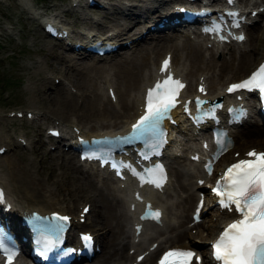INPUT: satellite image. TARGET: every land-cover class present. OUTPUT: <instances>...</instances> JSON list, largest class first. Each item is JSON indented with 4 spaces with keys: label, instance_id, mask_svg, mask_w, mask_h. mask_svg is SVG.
Wrapping results in <instances>:
<instances>
[{
    "label": "bare ground",
    "instance_id": "bare-ground-1",
    "mask_svg": "<svg viewBox=\"0 0 264 264\" xmlns=\"http://www.w3.org/2000/svg\"><path fill=\"white\" fill-rule=\"evenodd\" d=\"M167 3V0H165ZM127 26H124L122 30L127 31L128 27L130 29V25H132V19L129 17L127 13L121 14ZM117 17L116 15H112ZM134 20V19H133ZM115 21V20H114ZM119 23V21H116ZM133 26V25H132ZM251 27V25L249 26ZM253 31V32H252ZM247 32V36L249 35V39L252 40V44L250 48L243 49L242 51H238L237 54L231 53L229 60L225 61L222 60L221 63L217 65V69L219 71V75L217 77L210 76L209 85L215 86L216 82H222L226 79L234 78V74L241 70L245 65L252 62L257 58V53L264 52V31H256L252 30ZM254 33V34H253ZM261 40V41H260ZM169 42V41H168ZM160 46H167V43L162 42L159 44ZM171 47L174 51V60L175 62H186V75L190 77L191 74H194L198 69L201 68H210L213 64L212 58H202L201 53L199 51V46L191 44L190 42H184L180 46L175 44ZM151 49L148 47H141V49H137V53L124 55L116 63H113L114 70L109 71L104 66L102 67L100 62L97 64L94 62L90 65V67L85 70L84 62L87 60L82 59L76 61L77 66L75 67L76 74L78 75V82L82 85L90 86V82L88 79H85L86 72L88 70L93 69L95 67V71H97L96 78L94 79L95 84L94 87H97V95L94 96H84L82 100V104L76 105L75 100H73V94L71 92L65 91V89H57L53 93L46 94L45 91L44 95L47 97V102L53 107L48 106V111L50 113L58 114L56 117L63 115L68 112H77L83 117L94 116L93 118L95 122L98 123L90 125L89 127H81V132L85 134H89L91 132H97L101 128H106L107 130H113L120 126L121 124L125 123L134 113V96L132 99V95L135 92L136 85L141 78L140 72L145 68L146 61L145 58ZM185 50V51H184ZM57 55V54H56ZM60 56V55H59ZM259 56V55H258ZM64 57V55H62ZM67 58V57H66ZM144 58V62L141 60ZM182 58V59H181ZM54 61V60H53ZM84 61V62H82ZM78 66H82L80 70ZM53 68V67H52ZM67 75H71L73 70L70 68H60ZM54 70V69H53ZM212 71V68L210 69ZM74 73V72H73ZM117 77L113 78L114 88L117 92L119 97V108L113 107L110 103H102L100 102L101 95L100 92L102 91L101 86L98 84V75H114ZM69 75V76H70ZM221 79V80H220ZM63 88V87H62ZM94 90V89H93ZM49 95V96H48ZM90 97V98H89ZM76 98V95H75ZM44 101V100H43ZM74 101V102H72ZM107 102V101H106ZM100 105V106H99ZM67 111V112H66ZM63 113V114H59ZM107 117V120H102L100 117ZM79 120V119H78ZM82 120V119H81ZM64 121V120H63ZM87 121V120H86ZM89 121V120H88ZM79 122L83 123L79 120ZM84 124V123H83ZM90 124V123H89ZM85 125H88L87 123ZM75 126V125H71ZM262 131V132H261ZM258 130H251L250 132L255 133L254 135L249 134H239V137L242 138V142L246 143L249 139L253 137H257V140H264V129ZM237 137V138H239ZM2 144V143H0ZM39 146V143H38ZM34 147L33 151L35 152L36 148ZM21 151V150H20ZM23 151V150H22ZM57 153H51L50 157L47 161L40 160V165L38 164V171L37 165L32 163V159L28 158L21 152L15 151L12 154L5 153V157H0V164L5 162L4 170L1 171L0 168V183H2L6 191L11 194L14 204L16 205V213L20 210L22 206L28 207H36L41 210H48L51 208H60L65 210L64 206H62V202L64 201V197H60L59 194L63 193V195L67 196V201H74L80 199L79 191L89 192V197L92 200V207L91 210L96 211L97 218L94 220L96 223L95 226L105 227L107 230H110L109 234L114 230V223L112 222V218L117 217L116 211L114 210L113 204L109 203L106 200L105 195L97 191L98 196H95V189L92 182H89L88 179L83 178H75L74 171L76 166L75 163L69 156H66L61 151L56 150ZM27 153V152H26ZM37 153V152H36ZM29 154V153H28ZM41 157V156H40ZM34 158V157H33ZM41 159V158H40ZM43 159V158H42ZM56 160V161H55ZM55 176V178H54ZM11 180V181H10ZM15 180L18 181V184H14ZM180 188L187 186L186 182L178 180ZM75 183H83L81 185V189L77 191L73 184ZM72 189H70L68 186ZM59 188V189H58ZM92 190L95 193L90 192ZM189 194L186 196V201L188 200ZM118 199V198H117ZM79 201V200H78ZM72 203V202H71ZM118 220L120 216L123 215V209L120 199H118ZM89 226V225H87ZM119 233H116L115 236H118ZM105 243L107 246L111 243V236L105 239ZM118 253L117 251H115ZM114 257V256H113Z\"/></svg>",
    "mask_w": 264,
    "mask_h": 264
},
{
    "label": "snow or ice",
    "instance_id": "snow-or-ice-1",
    "mask_svg": "<svg viewBox=\"0 0 264 264\" xmlns=\"http://www.w3.org/2000/svg\"><path fill=\"white\" fill-rule=\"evenodd\" d=\"M231 2V0H229ZM235 15V14H230ZM238 26V25H237ZM211 31H218L219 26H214ZM222 40L224 36L220 37ZM243 40V36L237 37ZM169 61L165 60L161 67V72L168 68ZM185 85L178 79H174L169 73L167 77L160 81L157 80L153 87L147 90L144 102V114L132 125L131 139L144 140L149 142L152 147H158L164 143V132L162 124L165 119H170V111L177 106L180 90ZM244 89L248 91L256 90L264 100V64L260 66L257 72H254L248 79L232 84L227 89L229 93ZM201 92L205 89L200 88ZM190 103V102H189ZM206 101L196 99L197 109ZM219 107V105H217ZM188 110L185 104V111ZM220 151H224L231 146V140L217 141ZM219 153L213 157L218 159ZM239 155V154H237ZM248 159H239L231 164L216 181V186L212 189L217 197L218 206L229 212L235 211L239 219L233 220L220 233L219 238L212 244V255L217 264H264V152L256 150L246 153ZM147 159V155L145 156ZM114 168L117 164L113 163ZM205 169L211 174L212 162L205 165ZM119 174V173H118ZM145 175L150 179L145 180L142 175L141 181L154 184L161 187L166 179L162 165H155L153 168L145 170ZM203 184V181H200ZM2 196V193H0ZM203 198L196 209L194 219H199L201 208L203 207ZM88 211L87 208L84 209ZM149 215L159 219L160 212H150ZM144 218V217H142ZM54 223L48 226V229L59 237L64 231L65 223L68 221L66 216H53ZM34 227L41 230L43 241V252L46 254L52 247V240L43 235L42 225L35 224ZM139 231V229H138ZM90 240V237H86ZM0 252L7 257V264H12L18 251L14 246H8L5 243V235L0 229ZM193 257L199 264L200 258L187 249L172 248L166 251L159 260V264H192ZM142 260L143 257H140Z\"/></svg>",
    "mask_w": 264,
    "mask_h": 264
},
{
    "label": "rangeland",
    "instance_id": "rangeland-1",
    "mask_svg": "<svg viewBox=\"0 0 264 264\" xmlns=\"http://www.w3.org/2000/svg\"><path fill=\"white\" fill-rule=\"evenodd\" d=\"M53 1H55V3L51 5V2ZM63 1L66 2L67 0H40L38 1V4L43 7H47L50 11L60 12V8L63 7L64 5ZM13 7L14 6L11 0H5V2L0 4V19L2 18L4 20L8 19L9 24L12 26L11 33H10V30L7 31L8 29L6 30L4 27L0 25V114H2V112L5 111V109H9L11 107L14 108L18 106H21V107L29 106L30 108L38 109L39 111H44L46 114H51L50 110L48 111L49 109L48 106L51 107L52 109L54 106L52 107L51 105L53 104L46 103L47 97H45L44 92H42V88H46L48 84V80H45L43 82V78H44V74L50 73L51 71H53V69L57 70V72L61 71L62 73H65L62 69H60V68L66 67V60L64 59V57H62V55L64 54L60 52L56 42H53L52 40L48 38H44V36L37 31V28L34 26L35 22L33 20H28V18H25L24 20H22L19 16H17L16 12L13 10ZM86 15L87 14H82V13L77 14L73 12L67 16L63 15V18L64 20L66 19V21L69 22L70 24L77 22L81 24L83 23L86 25H91L97 28L98 30L105 28L106 19L98 23H94L92 21H87V22L81 21L80 18H83V20H86ZM112 18L114 19H111V20H116L118 17L112 16ZM121 18L125 22V19L122 15H121ZM117 21H120V20H117ZM108 22L110 24L112 21H107V23ZM132 25H130V28H132ZM11 34H13L14 36H11ZM251 44L252 43H250V45ZM132 53L130 54L132 55ZM135 53H137V51ZM259 54L260 52L257 53V56ZM123 56L124 55H120V56L115 57L114 59L112 58L111 64L108 61L109 65L107 66L111 67L112 65H114L113 63H116V61L119 60ZM252 62L250 63L252 64ZM74 63H75L74 66L70 68V70H73L71 72V75L70 74H69L70 76L66 75V77L72 81V84L75 85L79 91H81L80 97L83 100L84 96H87V97L89 96V94L88 95L86 94L88 93V89H87L88 86L82 85L78 82V80H76V78L78 79L77 77L78 75L76 74V71L74 69L77 63L76 61ZM249 65L250 64L248 63V65H246L245 68L242 69L240 72H244ZM81 67L82 66H78L77 70H80ZM87 76L88 75L86 74L85 79H88ZM60 88L64 89L62 88V86ZM60 88L58 87L54 91H57V89H60ZM95 88L96 90H98L97 87ZM54 91L46 92V94L50 95V93H53ZM73 100H75V93L73 94ZM82 100L78 105L83 103ZM106 101L102 103H107ZM63 113H59V114H63L62 116H64V118L62 120L65 121L67 113H65V111ZM76 114H78L77 119H79L80 121L84 123L83 124L80 122V124L82 125H85L86 123L88 125L92 124L94 120L93 118H95L94 116H88V117L83 116L82 117L79 114V111L78 113L76 112ZM40 115L45 116L41 113ZM55 115L57 114L55 113ZM7 118H11L13 120L12 126L14 127L15 133H19V132L23 133L24 136L28 139V141L33 140L35 137H38V135L35 134L37 129H39L41 133L44 132L43 127L46 123H44L41 117L39 116L37 119L27 120L22 113L21 117H15L13 115L11 116L6 115L2 119L5 121V119ZM49 119L52 120L51 118ZM102 120L104 121L107 120V117L104 116ZM0 121L2 120L0 119ZM4 123L5 122H0V124L2 125V126L0 125V135H2L1 131L4 130V127H3ZM11 138L14 139V136L11 135ZM243 143H244V140H243ZM16 150L21 152L23 156L25 155L28 158V160L29 158L32 159L30 161H32V163L34 164V167H35V164L37 165V169H38L39 160H41L42 162L43 160L47 161V159L50 157L48 153L42 152V150H44L43 146L41 147V150H38L36 148L35 152L31 151L29 149V146L28 147L13 146L7 151V155L12 154ZM55 152L57 153V151H54L53 153ZM4 154L5 153H2L0 157L1 158L5 157L6 154L5 155ZM5 165H6L5 162L0 164L1 171H5L4 170ZM14 184H18V181L15 180ZM75 185H77L76 190L79 191L80 190L79 184L75 183L74 186ZM182 189L186 193L185 195V201H186V196L188 194L187 186L182 187ZM79 192L80 194H78V196L83 194V191H79ZM90 192L95 193L92 190H90ZM95 196H98L97 191L95 193ZM115 200H116L115 210H117L116 216L119 217L118 209H117L118 199L115 198ZM69 202H72V201H69ZM92 207H95V206L92 205ZM91 213H92V210H91ZM93 213L96 214L94 215V220H96L97 213L94 210H93ZM117 217H114V219L118 220ZM112 222L114 223L113 219H112ZM109 232L110 230H107V233Z\"/></svg>",
    "mask_w": 264,
    "mask_h": 264
}]
</instances>
